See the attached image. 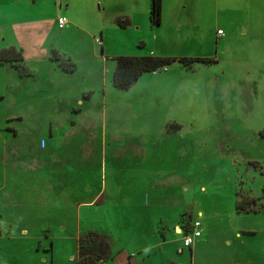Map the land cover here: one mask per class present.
<instances>
[{"label":"rangeland","instance_id":"374dc122","mask_svg":"<svg viewBox=\"0 0 264 264\" xmlns=\"http://www.w3.org/2000/svg\"><path fill=\"white\" fill-rule=\"evenodd\" d=\"M150 5L0 0V51L24 50L31 72L0 64V156L27 143L38 160L34 170L0 165V264H75L77 240L89 230L129 252L160 240L148 264H226L218 251L251 263L254 248L264 261V0H162L158 26L149 22ZM150 56L210 62H175L126 91L113 88L116 58ZM45 57L58 61L48 69ZM64 61L73 71L62 70ZM39 138L50 155L36 149ZM81 175L85 202L105 184L104 206L84 205L73 217L69 206L34 202L47 182L79 187ZM242 197L255 201L246 214L236 210ZM188 217L208 240L201 263L176 253L183 235L173 224L185 229ZM240 232L249 235L234 238ZM96 238L108 254V239ZM233 248L243 252L225 251Z\"/></svg>","mask_w":264,"mask_h":264},{"label":"crops","instance_id":"0c3cea01","mask_svg":"<svg viewBox=\"0 0 264 264\" xmlns=\"http://www.w3.org/2000/svg\"><path fill=\"white\" fill-rule=\"evenodd\" d=\"M58 19H64V18L61 17V18H58ZM56 25H57V23H56ZM57 29L60 30V31H64V30H66V26L64 25L62 28H59L58 25H57ZM217 31H219V30H217ZM100 36H101V33H100ZM22 52H23V62L19 66H21V68H20L21 71L25 72V74H26V76H24V77H27V76H30L31 72H30V70H28L27 67L26 68L24 67L25 65H23L24 60H26V58H25L24 50H22ZM34 58H37V57L35 56ZM40 59H42V58H40ZM40 61L41 60H39V62ZM52 61H58V60L50 58V57H48V58L45 57V58H43L41 64L46 65L45 67L49 69L50 62H52ZM6 64H11V63H6ZM13 65L16 66V64H13ZM19 66H16V67H19ZM37 94L38 93H36V95L34 94V97H38ZM84 95L85 94L83 92L81 94V98L82 99H85ZM88 96H89V94H87V97ZM0 97H2L1 94H0ZM81 98L77 99L78 100V103L76 105L77 107H79L80 105L83 104V101H82ZM33 100L39 101V99H33ZM33 100L30 101V102L33 103ZM27 102H24V104H26ZM14 119L17 120V121H21L22 120L21 116H16ZM6 129H8V131H11V133L13 135V138L15 140H18L20 138L19 134H18V131L15 128H6ZM22 135H23L22 138H23L24 141H26L27 139L30 138V136H28V134L25 133V132L22 133ZM48 137L49 138H53L54 137L52 130L48 131ZM66 138L71 139L70 134ZM102 148L104 149V146ZM36 149L38 151L42 152V155L45 154V156L46 155H50V153L53 152V148L52 147L51 148L47 147L46 143L44 142V139H42V138H39V142L36 144ZM9 161H10V163H9ZM35 161L36 162L38 161L37 160V156L35 155L33 150L30 151V147H29V145L27 143H24L23 145L18 143V144H16V147L14 149H12L11 152H8L6 150L0 156V165L1 164L3 165V169L4 170L6 168H8L9 164H10V168L13 171H16V170L21 169V168H25L26 170H29V169H33L34 170L38 166V163L36 164ZM51 162L52 163H56V160L54 159ZM39 164H41V163H39ZM2 165H1V167H2ZM15 186L16 185L14 183L11 184V188L12 189H15ZM42 187H43V194H41V193L38 194V197L34 200V202L36 204L43 203V206L46 209H50L51 207L58 208V207H60L62 205L64 207L65 206H69V207H71V211H72V216L73 217L79 216V212H80V209L82 208V206H84V205L96 206L98 204H99L98 206H104L105 201L108 198L106 196V186L104 184V186L102 188H100L93 195V197L91 198L90 201L85 202L84 201L85 193L89 192L90 190L89 189L86 190V188L84 186L83 176L82 175H81L79 187L78 186H76V187L68 186L62 181H60L56 185L51 184L50 182H47ZM121 189H123V188H121ZM25 200H27V199H25ZM24 202H26V201H24ZM27 203L31 204L32 202L30 203V199H29L27 201ZM145 205H143V206H145ZM59 210H57V211H59ZM62 214L64 216H66L65 211L63 213L61 211L59 212L60 216H62ZM243 214H246V213H243ZM197 216L200 217L201 214L198 213ZM0 217H2V216H0ZM44 217H45V219H48V216H44ZM188 220L190 221L189 224H192L191 223L192 218L190 219V217H188ZM78 222L79 221H77V223ZM195 222H197V221H194L193 223H195ZM198 223L200 225V229H199L200 236L198 238L194 239L193 244L190 247H185L183 245V238L185 237V235L190 233V230H189V232L186 233L185 229H182V227L180 225H178V224H173V228L172 229H173V231H174V233L176 235H178V236H182L183 235V237L181 238L182 245L176 249V253L179 256H184V253H185V255L187 257H188V255H190V259H191V257H195V260L198 263H201L204 260V257H205L203 255V253L205 252V248H206L205 243H207L208 240H206L207 238H205L202 235L201 224H200L199 221H198ZM88 233L94 234L97 237L103 236L104 238L108 239V244H109V247H108V250H107L108 254H106L104 259L102 260L104 262V264H148L150 262V260H151V256L153 255V251L154 250L161 251L162 246H163V245H158L159 242H161V241L158 239V237L155 234L154 235L151 234L152 238L155 239V241L159 240V242L154 243L153 246H150V247H147V248L142 247V249L135 250L134 252H129V250L126 249L122 244H121L122 247H120L118 249H114L113 248V242L111 243V240L108 238V236L103 234V233L97 232V231H92V230L90 231L89 230V231L81 234L80 238L85 236V235H87ZM251 234H255V233L251 232ZM160 235H161L160 236L161 240L164 241L165 240L164 235L163 234H160ZM244 235L248 236L249 233H245V232L236 233L234 235V238L239 239V240L247 238V236L244 237ZM1 238H0V240H1ZM229 248H231V247H229ZM185 249H189V254H187V251ZM249 249L252 250V248H249ZM235 250H239V251L243 252L241 248H239V249L233 248L232 250L226 249L225 251L226 252H234ZM214 254L216 256L218 255V257H219V255H224L226 257L225 258L226 259V264H234L235 263L236 258H235L234 255H231V254H228V253H224V252H220V251L215 252ZM251 255H252L251 258H250L251 259V263H247V259H245L244 264H259L258 263V258H257L259 255H258V252H257L256 248H254L252 250ZM254 256H256L255 260H254ZM259 262H260V264H262L264 261L261 262V260H260ZM177 263L178 262H176L175 260L169 259V260H166L165 263H161V264H177ZM190 264H191V261H190Z\"/></svg>","mask_w":264,"mask_h":264},{"label":"trees","instance_id":"16d2710c","mask_svg":"<svg viewBox=\"0 0 264 264\" xmlns=\"http://www.w3.org/2000/svg\"><path fill=\"white\" fill-rule=\"evenodd\" d=\"M162 0H151L149 11V22L152 26H158L161 20ZM126 22H121V27H125ZM101 41V39H99ZM102 47V45H101ZM100 47V48H101ZM23 62L22 50L10 48L0 51V64L11 63L19 66ZM179 63L185 67L191 66L192 63H209L204 59H171L162 57H119L116 58V68L112 74V86L118 91L128 90L143 74L153 73L158 70L170 66L173 63ZM63 71L71 72L74 65L70 61H64L59 65ZM21 67V66H19ZM262 197H264V187L262 190ZM255 202L253 199L247 201L245 197L236 201V210L238 213L244 212L247 205ZM264 206V205H263ZM190 230V224L185 228L186 233ZM97 236L91 233L79 238L77 240V261L75 264H98L105 257L104 252L100 251L99 241Z\"/></svg>","mask_w":264,"mask_h":264},{"label":"built area","instance_id":"2783aa9c","mask_svg":"<svg viewBox=\"0 0 264 264\" xmlns=\"http://www.w3.org/2000/svg\"><path fill=\"white\" fill-rule=\"evenodd\" d=\"M65 23L66 21L64 19L57 20V25L59 28H62L65 25ZM216 34L219 37L223 36V33L221 31H217ZM95 43L98 47H101V41H99V39L96 40ZM199 227L200 225L198 222L192 223V225H190V233L185 235V237L183 238V245L185 247H190L193 244L194 239L200 236ZM0 238H1V233H0Z\"/></svg>","mask_w":264,"mask_h":264},{"label":"water","instance_id":"95a60500","mask_svg":"<svg viewBox=\"0 0 264 264\" xmlns=\"http://www.w3.org/2000/svg\"><path fill=\"white\" fill-rule=\"evenodd\" d=\"M98 264H104V262H103V261H101V262H99Z\"/></svg>","mask_w":264,"mask_h":264},{"label":"flooded vegetation","instance_id":"af4514ba","mask_svg":"<svg viewBox=\"0 0 264 264\" xmlns=\"http://www.w3.org/2000/svg\"><path fill=\"white\" fill-rule=\"evenodd\" d=\"M263 133V132H262ZM263 137V136H262ZM264 138V137H263Z\"/></svg>","mask_w":264,"mask_h":264}]
</instances>
